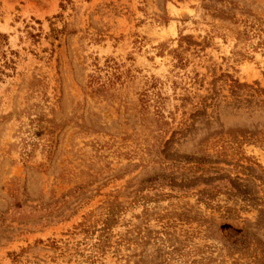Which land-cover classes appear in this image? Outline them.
I'll use <instances>...</instances> for the list:
<instances>
[{
	"label": "rangeland",
	"instance_id": "obj_1",
	"mask_svg": "<svg viewBox=\"0 0 264 264\" xmlns=\"http://www.w3.org/2000/svg\"><path fill=\"white\" fill-rule=\"evenodd\" d=\"M0 264H264V0H0Z\"/></svg>",
	"mask_w": 264,
	"mask_h": 264
}]
</instances>
